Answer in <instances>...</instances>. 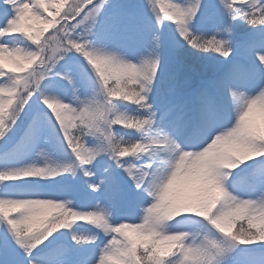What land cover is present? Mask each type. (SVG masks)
I'll use <instances>...</instances> for the list:
<instances>
[{"label":"snow or ice","instance_id":"6c2138e0","mask_svg":"<svg viewBox=\"0 0 264 264\" xmlns=\"http://www.w3.org/2000/svg\"><path fill=\"white\" fill-rule=\"evenodd\" d=\"M0 264H264V0H0Z\"/></svg>","mask_w":264,"mask_h":264}]
</instances>
